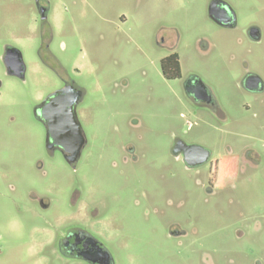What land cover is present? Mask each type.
I'll use <instances>...</instances> for the list:
<instances>
[{
	"label": "rangeland",
	"instance_id": "rangeland-1",
	"mask_svg": "<svg viewBox=\"0 0 264 264\" xmlns=\"http://www.w3.org/2000/svg\"><path fill=\"white\" fill-rule=\"evenodd\" d=\"M227 1L234 28L212 23L209 0H0V264H88L52 249L78 212L112 264H264V91L241 85L248 71L264 81V0ZM173 50L180 74L167 78ZM60 76L83 92L74 167L34 115ZM191 76L217 109L190 99ZM179 142L209 159L187 165ZM217 158L238 168L211 185Z\"/></svg>",
	"mask_w": 264,
	"mask_h": 264
},
{
	"label": "flooded vegetation",
	"instance_id": "flooded-vegetation-1",
	"mask_svg": "<svg viewBox=\"0 0 264 264\" xmlns=\"http://www.w3.org/2000/svg\"><path fill=\"white\" fill-rule=\"evenodd\" d=\"M45 12L46 9L40 7L41 17H45ZM207 16L217 27L234 28L237 27L238 24L237 13L227 0H209L207 4ZM247 27L248 28L245 31L246 35L253 41H259L261 37L259 26L253 23ZM202 41L204 44L202 45L206 49L208 43L206 39H203ZM171 54L176 55L178 60V54L174 50L168 55ZM167 56H164L163 58ZM163 75L167 78H171L164 73ZM241 85L251 92L264 91L263 79L260 75L254 72L248 71L244 75ZM185 86L190 99L197 105L211 109L218 108L214 98L209 94L206 88L205 93V86L199 78L194 76L189 77L186 80ZM55 91L58 92V94L52 96L51 94ZM82 97L83 92L73 79H67L60 76L59 85L50 91L34 109L35 117L44 127L45 148L51 153L58 151L65 161L72 167L75 166L76 161L86 144V138L77 114V106ZM59 118H62V122L68 127V130L60 132L62 134L51 129L53 122H57ZM77 124L80 125V131L78 133L76 129ZM80 138H82V140ZM187 146L189 145L179 142L174 147V152L177 156L181 155L187 165H200H190L186 162L185 150ZM246 156L248 157L247 159H250L252 162L255 160L251 154H247ZM218 159L219 158L215 159V161ZM214 168V176L210 179V182L212 183L211 185L221 182L228 173V168L229 170H236L238 168V162L230 161L228 164L223 162L219 166H214ZM74 215V220L71 221H74L75 224L68 226L58 234V237L54 240V243H52L53 252L62 258L79 259L88 264H112L107 249L86 227L90 221V217L87 216L86 213H84L82 217L80 212ZM79 223H84V226L82 227L81 225H78Z\"/></svg>",
	"mask_w": 264,
	"mask_h": 264
},
{
	"label": "water",
	"instance_id": "water-1",
	"mask_svg": "<svg viewBox=\"0 0 264 264\" xmlns=\"http://www.w3.org/2000/svg\"><path fill=\"white\" fill-rule=\"evenodd\" d=\"M44 16H42L43 18ZM5 66L7 68V72L11 75L17 76V77H24L25 72V64L22 59L21 52L16 48H9L5 51L4 57H3ZM205 93L206 89L204 87ZM58 92H53L51 95L55 96ZM67 113V112H66ZM57 118V117H56ZM51 129L56 130L57 132L66 131L68 130L67 125L62 122V118H59L57 122H53L51 125ZM77 133L80 131V125H76ZM62 134V133H60ZM82 140V138H80ZM210 157V152L198 145H189L187 146L185 150V160L190 165H197L204 163L207 161Z\"/></svg>",
	"mask_w": 264,
	"mask_h": 264
},
{
	"label": "trees",
	"instance_id": "trees-1",
	"mask_svg": "<svg viewBox=\"0 0 264 264\" xmlns=\"http://www.w3.org/2000/svg\"><path fill=\"white\" fill-rule=\"evenodd\" d=\"M160 64H161L162 72L166 74L167 76L171 78L179 76L180 70H179V63H178L176 55H173V54L168 55L167 57L161 60ZM223 162H226L228 164L230 162V159H218L213 163V165L219 166Z\"/></svg>",
	"mask_w": 264,
	"mask_h": 264
}]
</instances>
